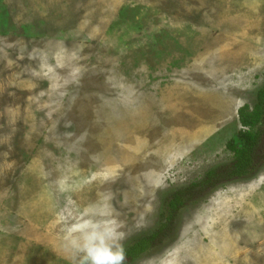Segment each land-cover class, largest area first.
I'll return each instance as SVG.
<instances>
[{
  "label": "rangeland",
  "instance_id": "rangeland-1",
  "mask_svg": "<svg viewBox=\"0 0 264 264\" xmlns=\"http://www.w3.org/2000/svg\"><path fill=\"white\" fill-rule=\"evenodd\" d=\"M262 85L264 0H0V264H82L86 222L152 231ZM260 152L132 264H264Z\"/></svg>",
  "mask_w": 264,
  "mask_h": 264
},
{
  "label": "trees",
  "instance_id": "trees-1",
  "mask_svg": "<svg viewBox=\"0 0 264 264\" xmlns=\"http://www.w3.org/2000/svg\"><path fill=\"white\" fill-rule=\"evenodd\" d=\"M239 114L241 129L233 134L226 147L232 155L230 160L211 166L201 179L166 194L157 226L124 247L125 264L135 263L144 255L164 247L175 236L179 218L186 208L202 202L228 183L248 180L258 174L263 161L260 149L264 142V85L257 90L253 107L245 104Z\"/></svg>",
  "mask_w": 264,
  "mask_h": 264
},
{
  "label": "clouds",
  "instance_id": "clouds-1",
  "mask_svg": "<svg viewBox=\"0 0 264 264\" xmlns=\"http://www.w3.org/2000/svg\"><path fill=\"white\" fill-rule=\"evenodd\" d=\"M72 231L79 232L78 237L71 239V246L82 255V264H125V236L117 226L86 222Z\"/></svg>",
  "mask_w": 264,
  "mask_h": 264
}]
</instances>
